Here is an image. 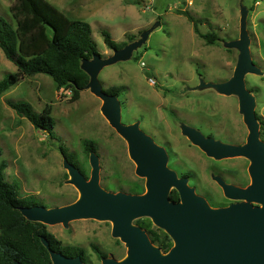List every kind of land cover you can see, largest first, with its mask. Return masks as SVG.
Returning <instances> with one entry per match:
<instances>
[{
    "label": "rangeland",
    "instance_id": "374dc122",
    "mask_svg": "<svg viewBox=\"0 0 264 264\" xmlns=\"http://www.w3.org/2000/svg\"><path fill=\"white\" fill-rule=\"evenodd\" d=\"M15 1L0 0V17L12 24L9 8ZM46 1L69 19L90 25L103 60L112 56L113 50L104 44L102 32L125 46L145 37L128 58L116 59L101 69L98 81L102 89H119L116 98L121 123H137L165 151L166 167L178 178H185L211 208L235 203L225 197L215 178L246 188L251 183L250 161L243 156H208L184 132L192 129L226 145L245 143L248 130L239 98L213 86L234 77L240 59L235 44L240 40L243 20L256 68L245 75L244 84L254 99L259 139L264 142V0ZM179 11L193 18L201 34H213V43L200 38ZM16 74L15 65L0 49V81L10 76L16 79L0 95V164H5L4 180L16 188L19 197H30L48 209L78 200L79 191L69 183L66 157L59 148L73 157V166L79 172L84 169L80 174L89 180L91 153L85 155L86 140L92 142V153L98 159L102 189L114 194L146 193V179L136 174L126 140L104 118L101 99L85 88L78 100L71 101L70 93L57 91L45 75L18 78ZM16 104H27L37 114L50 106L54 119L51 132L35 129L12 107ZM46 229L63 246L82 249L83 264H102L92 246L118 262L126 257L124 243L111 234V221L78 219L67 226L46 225Z\"/></svg>",
    "mask_w": 264,
    "mask_h": 264
},
{
    "label": "water",
    "instance_id": "95a60500",
    "mask_svg": "<svg viewBox=\"0 0 264 264\" xmlns=\"http://www.w3.org/2000/svg\"><path fill=\"white\" fill-rule=\"evenodd\" d=\"M144 36L137 42L101 59L94 55L83 61L82 69L89 76L88 88L103 101L101 111L109 125L126 140L129 157L136 164V174L145 177L146 193L131 195L111 193L99 185V163L90 152L92 168L90 179L65 159L70 176L69 183L79 191L74 203L57 208L43 206L21 207L20 213L30 221L44 225L67 224L78 219H96L112 222V236L124 243L127 251L122 261L102 258V264H264V142L259 139L258 124L254 112L255 102L244 84L247 73L256 72L249 52V39L242 20L239 63L234 77L227 83L215 84L224 94L239 98V106L248 130L242 145H226L212 138H206L192 129L185 135L208 156L216 159L236 156L250 161L248 173L251 183L246 188L226 184L215 178L225 197L236 201L227 207L213 209L204 198L195 194L185 178H178L166 167L167 155L142 132L137 123L125 125L120 120V106L116 96L107 94L98 81L101 69L116 59H126L132 49L144 42ZM82 63V64H83ZM148 78H151L147 74ZM178 193L177 202L170 201L171 188ZM253 203L261 206H254ZM149 218L153 225L162 229L172 240V247L166 253L158 250L146 231L132 221ZM52 264H83L80 256L71 258L50 249Z\"/></svg>",
    "mask_w": 264,
    "mask_h": 264
},
{
    "label": "trees",
    "instance_id": "16d2710c",
    "mask_svg": "<svg viewBox=\"0 0 264 264\" xmlns=\"http://www.w3.org/2000/svg\"><path fill=\"white\" fill-rule=\"evenodd\" d=\"M13 24L0 17V49L4 56L17 69V77L26 78L35 75L49 77L57 91L70 93V100L76 101L85 89L89 76L82 69L85 60L98 55L91 37L90 25L84 21L71 20L46 0H16L9 8ZM193 24L194 32L212 44L213 34H201L193 18L185 11H179ZM103 41L110 50H119L124 43L114 42L106 32H102ZM16 83L15 77L0 81V95ZM107 94L119 95L118 88L105 90ZM19 115L25 117L37 130L48 133L54 127L51 108L47 106L37 114L27 105L12 106ZM85 155L93 152V144L84 141ZM59 151L69 163L75 164L71 155L63 148ZM75 161V162H74ZM80 168V167H79ZM5 164H0V264H52L48 250L42 239L51 250L67 257L80 256L84 262L83 250L63 246L46 229V225L25 218L19 211L21 207L41 206L36 200L18 196L14 186L4 180ZM82 174L84 169H79ZM170 201L179 200L178 193L172 190ZM44 207V206H43ZM135 225L144 229L150 242L160 251L166 253L172 247L171 238L160 228L153 226L149 218L135 220ZM96 258H105L96 246H92Z\"/></svg>",
    "mask_w": 264,
    "mask_h": 264
},
{
    "label": "flooded vegetation",
    "instance_id": "af4514ba",
    "mask_svg": "<svg viewBox=\"0 0 264 264\" xmlns=\"http://www.w3.org/2000/svg\"><path fill=\"white\" fill-rule=\"evenodd\" d=\"M243 144V143H242ZM83 255H84V253H83ZM67 257V256H66ZM75 257H77V256H75ZM71 258H74V257H71ZM84 258H85V256H84ZM82 261V260H81ZM85 262V261H84ZM82 263H83V261H82Z\"/></svg>",
    "mask_w": 264,
    "mask_h": 264
}]
</instances>
